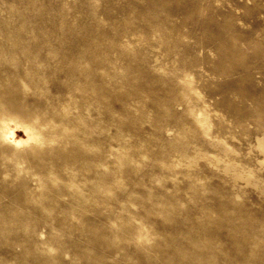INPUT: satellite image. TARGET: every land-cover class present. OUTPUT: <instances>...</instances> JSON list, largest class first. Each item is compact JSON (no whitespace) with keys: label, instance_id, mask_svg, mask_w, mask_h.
I'll return each instance as SVG.
<instances>
[{"label":"rangeland","instance_id":"rangeland-1","mask_svg":"<svg viewBox=\"0 0 264 264\" xmlns=\"http://www.w3.org/2000/svg\"><path fill=\"white\" fill-rule=\"evenodd\" d=\"M0 264H264V0H0Z\"/></svg>","mask_w":264,"mask_h":264}]
</instances>
